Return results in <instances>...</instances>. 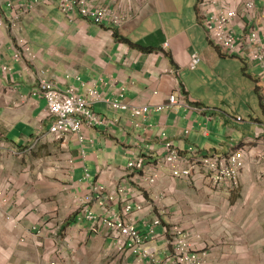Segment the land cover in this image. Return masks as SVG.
I'll use <instances>...</instances> for the list:
<instances>
[{
	"label": "crops",
	"instance_id": "1",
	"mask_svg": "<svg viewBox=\"0 0 264 264\" xmlns=\"http://www.w3.org/2000/svg\"><path fill=\"white\" fill-rule=\"evenodd\" d=\"M6 1L0 0V6L9 18ZM223 1L231 9L243 7V0ZM213 2L96 0L95 6L111 7L128 16L126 24L114 28L81 17L71 21L54 0L22 19L21 32L36 57L33 62L14 59V42L7 28L0 27V143L21 151L18 156L7 148L0 152V187L13 186L11 213L16 218L7 221L0 214V264H176L166 234L175 225L194 232L195 248L210 252V264H264L261 165H249L238 188L215 182L205 172H195L191 179H175L166 169L155 186H147L125 171L137 153L146 164L161 159V131L187 155L190 148L203 155L226 154L262 132L263 70L258 61L222 56L211 44L204 20L214 10ZM258 7L257 23L264 32V0H258ZM243 19L235 23L238 35H248L251 29ZM122 39L155 51L134 48ZM195 52L202 61L191 70L188 64ZM37 69L62 89L74 87L85 93L84 82L96 87L107 101L120 99L123 91L126 103L148 105L154 111L143 122L128 111H113L107 102L98 103L96 112L114 123L87 129L84 144L70 136L68 149H64L61 139L48 135L52 120L42 118L47 102L36 93ZM245 78L252 82L263 119L252 118L247 123L241 116L231 117L228 109L208 105L204 94L196 93L211 86L223 95L239 94ZM178 93L185 97L183 103L155 111ZM149 125L152 130H145ZM187 129L190 133L185 136ZM39 133L38 145L30 150ZM108 166L111 169L101 173ZM113 181L132 188L140 234H147L155 219L161 220L154 227L156 238L145 244L156 248L154 259L137 250L120 255L105 222L107 214L97 204L90 205L99 216L96 221L78 212L94 184L111 185ZM143 187L141 196L136 189ZM163 193L165 198H161ZM113 207L122 212L124 203Z\"/></svg>",
	"mask_w": 264,
	"mask_h": 264
},
{
	"label": "built area",
	"instance_id": "2",
	"mask_svg": "<svg viewBox=\"0 0 264 264\" xmlns=\"http://www.w3.org/2000/svg\"><path fill=\"white\" fill-rule=\"evenodd\" d=\"M61 11L69 17L71 21L81 17L92 21L97 25L109 23L114 28L123 26L128 22V16L122 11L111 7L95 6L96 0H58ZM54 3V0H32L29 3L24 0L6 1L5 5L10 10V17L1 10L0 6V27H5L10 33L14 42V59L17 61L29 59L33 62L36 57L31 54V47L28 40L21 32L22 19L37 10L41 6ZM214 10L205 17L204 27L211 44L216 46L224 56L250 57L258 61L264 77V32L258 27V20L261 16V8L258 7V0H243L241 10L227 7L223 0H214ZM250 27L248 35H238L235 23L243 18ZM247 30V26H245ZM202 57L195 52L191 56L188 64L189 69L195 70L201 63ZM8 70L7 68H5ZM38 87L36 93L46 100L47 106L42 112L43 119H51L52 124L48 135L56 136L62 140V147L68 149L67 139L76 136L81 144L87 139V129L108 128L114 121L109 120L102 114L96 112L95 105L107 102L109 107L115 112L128 111L133 118L142 119L143 122L154 111L148 105L133 106L124 101V92L119 93L120 99L107 101L102 92L96 87L88 86L82 82L86 88L85 93L74 87L62 89L57 82L46 75L42 70L37 69ZM157 94V92H156ZM185 97L181 94L170 96V103L167 106H157L155 111L161 112L166 108H172L184 102ZM242 120V118H238ZM145 130H152V126L145 127ZM262 132L253 138H248L239 148L226 154L203 155L197 150L190 148L189 154L183 153L174 141L164 132L158 135L163 144V154L160 160L146 164L145 158L137 153L136 157L129 160L125 171L127 175L138 176L147 186H155L163 170H169L175 179H191L195 172H205L211 176L215 182H227L233 188L240 186L242 172L253 163L261 165L264 175V124ZM190 129L184 132L187 136ZM208 135V130L205 133ZM35 138L30 150L34 149L40 140L42 133ZM253 145L256 147L253 148ZM4 146V147H2ZM139 148V145L135 146ZM5 148L14 155H20L18 149H9L7 144L0 143V152ZM253 149L256 153L253 154ZM1 154V153H0ZM70 163H73L71 157ZM111 169L108 166L101 170ZM13 186L6 185L0 187V214L5 216L7 221L15 220L12 215V195ZM138 193L144 195V187L136 189ZM132 188L123 185L118 181H113L111 185L96 183L91 188V195L80 202L78 212L90 221H96L99 216L90 209V205L95 203L103 213L107 214L106 225L110 228L111 236L115 240V247L120 255H125L131 250L139 251L143 257H156L155 247H146L145 244L156 238L155 229L161 224L160 219H155L145 235L137 231L136 220L134 218V205L131 200ZM165 193L161 198H165ZM159 198V199H161ZM121 201L124 203L122 212L115 211L113 205ZM7 208H9L7 210ZM164 212V211H161ZM54 219V218H53ZM52 219V221H53ZM48 222V221H47ZM53 232H55L53 230ZM38 231V234H41ZM169 243L173 247L174 260L176 264H210V252L206 249L197 250L193 243L195 236L193 231L185 230L181 226H172L166 232Z\"/></svg>",
	"mask_w": 264,
	"mask_h": 264
},
{
	"label": "rangeland",
	"instance_id": "3",
	"mask_svg": "<svg viewBox=\"0 0 264 264\" xmlns=\"http://www.w3.org/2000/svg\"><path fill=\"white\" fill-rule=\"evenodd\" d=\"M251 84L252 82L245 78L242 91L240 90L239 94H232L231 96L223 95L218 88H213L211 86H207L202 90H197L196 93L200 95L204 94L208 105H215L225 112L227 111L226 109H228L229 111L226 113H229L228 115H231V117L241 116L247 123H250L252 118L256 119L257 117H261L263 119L259 98L251 87ZM218 85H221V83ZM254 134H256V132Z\"/></svg>",
	"mask_w": 264,
	"mask_h": 264
},
{
	"label": "trees",
	"instance_id": "4",
	"mask_svg": "<svg viewBox=\"0 0 264 264\" xmlns=\"http://www.w3.org/2000/svg\"><path fill=\"white\" fill-rule=\"evenodd\" d=\"M120 42H124V43H126V44H128V45H131L132 47H134V48H139V49H141V50H143V51H146V52H153V51H155V49L154 48H143V47H141V46H139V45H136V44H133L131 41H129L128 39H122V41H120ZM220 52V54L222 55V56H224L222 53H221V51H219ZM199 66V65H198ZM197 69V68H196Z\"/></svg>",
	"mask_w": 264,
	"mask_h": 264
},
{
	"label": "clouds",
	"instance_id": "5",
	"mask_svg": "<svg viewBox=\"0 0 264 264\" xmlns=\"http://www.w3.org/2000/svg\"><path fill=\"white\" fill-rule=\"evenodd\" d=\"M8 8V7H7Z\"/></svg>",
	"mask_w": 264,
	"mask_h": 264
}]
</instances>
